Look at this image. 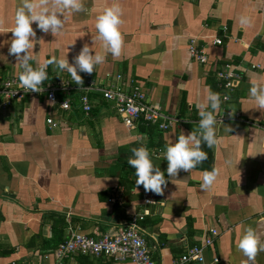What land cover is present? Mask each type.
Instances as JSON below:
<instances>
[{
  "label": "crops",
  "instance_id": "1",
  "mask_svg": "<svg viewBox=\"0 0 264 264\" xmlns=\"http://www.w3.org/2000/svg\"><path fill=\"white\" fill-rule=\"evenodd\" d=\"M83 3L84 11L64 13V29L56 36L33 23L37 43L32 66L53 57L72 63L88 44L92 54L105 55V61L92 74L78 72L80 85L93 80L123 92L139 89L148 102L178 121L166 131L157 125L140 126L145 124L128 129L100 93L81 90L72 92L68 111L58 105L50 108L44 94L26 96L1 111L0 264H54V232L61 231V239L71 232L100 239L122 230L134 216L143 217L137 223L154 264H173L188 248L203 245L206 237L213 238L204 250L206 264H242L246 257L238 241L244 229L252 227L264 241V109L249 98L252 82H264V0ZM113 3L123 10L124 37L115 59L95 40L96 17ZM20 5L21 0H0L1 78L22 71L8 51ZM241 16L249 17L250 25L242 26ZM211 37L221 38V45H213ZM191 38L206 48L207 64L191 59ZM227 63L237 68L242 80L230 102L221 101L214 115L231 110L243 121L217 122L210 167L169 177L165 146L175 143L181 131H198L197 105L205 103L209 88L221 99L216 71ZM46 71L51 78L64 77L80 86L55 64ZM82 95L90 101L89 113L82 110ZM49 117L53 128L46 123ZM142 145L168 181L163 195L146 193L142 185L135 190V170L128 158L132 148ZM213 167L219 176L202 190V173ZM64 264L133 263L77 254ZM255 264H264V252L258 253Z\"/></svg>",
  "mask_w": 264,
  "mask_h": 264
},
{
  "label": "clouds",
  "instance_id": "2",
  "mask_svg": "<svg viewBox=\"0 0 264 264\" xmlns=\"http://www.w3.org/2000/svg\"><path fill=\"white\" fill-rule=\"evenodd\" d=\"M83 0H21L14 19V27L11 30L12 38L9 47V55L15 57L16 65L22 71L19 73L20 85L29 92H40L42 83L48 78L47 67L55 64L61 71H67L77 85L83 84V79L78 72L92 74L98 64L105 61V55L97 52L92 54V48L84 44L79 54L69 63L67 58L57 60L55 57L46 60L43 64L33 67V49L37 43L36 31L33 23L43 33L53 36L62 33L65 24L64 13L84 11ZM123 10L118 3L106 7L96 17L95 28L98 35L95 40L102 42L103 48L112 57L119 58L124 45V37L120 31L123 23L121 19ZM239 22L242 26L250 25L251 20L247 16H241ZM3 20L0 19V25ZM93 40V42H95ZM43 41V40H41ZM249 98L260 109H264V82L253 81L249 89ZM221 104L220 94L207 90L205 103L198 104L199 124L198 131L193 130L188 135L180 132L175 143L166 145L165 159L167 160V174L169 177H176L183 170L191 172L198 165L208 159V154L202 150V145L212 148L217 143L216 113ZM65 103L62 105V107ZM211 110H207V109ZM230 132L231 128L225 127ZM132 155L128 158V164L135 170V190L142 185L146 193L163 195L168 181L164 172L155 166L150 158L147 147L140 146L132 148ZM219 176V169L213 167L211 171L205 170L202 173V190H208L213 186ZM238 248L246 257L242 264H255L259 252H264V241L252 227H246L238 241Z\"/></svg>",
  "mask_w": 264,
  "mask_h": 264
},
{
  "label": "built area",
  "instance_id": "3",
  "mask_svg": "<svg viewBox=\"0 0 264 264\" xmlns=\"http://www.w3.org/2000/svg\"><path fill=\"white\" fill-rule=\"evenodd\" d=\"M213 45H221L222 39L211 37ZM188 51L191 59L205 65L208 63L206 48L197 43V38H191ZM254 68L257 66H253ZM48 78L42 83L40 92L26 91L19 81V74L15 76L0 77V112L9 109L16 101L24 99L26 96L35 94H44L48 106L58 107L63 111L70 109V96L74 90L84 92H98L101 96L112 104L113 109L121 119L122 123L128 129H135L138 124L157 125L161 131H166L177 123V119L167 115L156 104L148 102L145 93L139 89L123 92L116 85L101 86L93 80H88L84 85L75 86L70 79L64 77ZM120 77L117 76V79ZM242 75L236 67L231 64H224L216 71V82L222 90L221 101L228 103L231 100L230 94L239 87ZM57 94H62L64 98L59 99ZM65 105L62 107V105ZM82 110L85 113L91 111V104L86 95L80 97ZM217 122L223 121H243L240 115L231 110H227L224 115L216 117ZM46 123L53 128L55 123L52 118H48ZM145 203H151L145 200ZM143 217L134 216L128 222L126 227L112 235H104L100 239H94L90 236L71 232L55 248V263L64 264L65 261L74 255H89L96 258L108 257L114 261L129 260L133 264H154L151 259L148 245L144 236L140 233L138 221ZM212 236L216 233L210 230ZM213 238L206 237L203 245H196L187 249L173 264H206L204 250L211 246ZM218 260L214 259L213 263ZM44 264V263H42Z\"/></svg>",
  "mask_w": 264,
  "mask_h": 264
},
{
  "label": "trees",
  "instance_id": "4",
  "mask_svg": "<svg viewBox=\"0 0 264 264\" xmlns=\"http://www.w3.org/2000/svg\"><path fill=\"white\" fill-rule=\"evenodd\" d=\"M216 85H217V82H216ZM218 87V86H217ZM140 126H146V127H150L149 124H146V125H140ZM154 126V125H153ZM143 129V128H142ZM145 130V129H143ZM202 150H204L205 152H207L208 154V159L206 161H204L202 164L198 165L197 167H200V168H208L210 167V164L212 162V154H211V149L208 148L206 145H202ZM61 234L62 232L60 231H56L54 232V235L56 236L57 240H56V246L55 248L57 247V245L62 242L64 240V238L61 239Z\"/></svg>",
  "mask_w": 264,
  "mask_h": 264
}]
</instances>
